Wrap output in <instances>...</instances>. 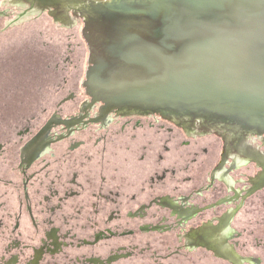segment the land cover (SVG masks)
Returning a JSON list of instances; mask_svg holds the SVG:
<instances>
[{
    "label": "flooded vegetation",
    "instance_id": "flooded-vegetation-1",
    "mask_svg": "<svg viewBox=\"0 0 264 264\" xmlns=\"http://www.w3.org/2000/svg\"><path fill=\"white\" fill-rule=\"evenodd\" d=\"M55 107L0 136V264H264V125Z\"/></svg>",
    "mask_w": 264,
    "mask_h": 264
},
{
    "label": "water",
    "instance_id": "water-1",
    "mask_svg": "<svg viewBox=\"0 0 264 264\" xmlns=\"http://www.w3.org/2000/svg\"><path fill=\"white\" fill-rule=\"evenodd\" d=\"M44 11L55 27L84 22L91 95L108 106L264 125V0H4L0 31Z\"/></svg>",
    "mask_w": 264,
    "mask_h": 264
},
{
    "label": "rangeland",
    "instance_id": "rangeland-1",
    "mask_svg": "<svg viewBox=\"0 0 264 264\" xmlns=\"http://www.w3.org/2000/svg\"><path fill=\"white\" fill-rule=\"evenodd\" d=\"M91 72L84 22L55 27L44 11L1 30L0 136L43 122L70 92H94Z\"/></svg>",
    "mask_w": 264,
    "mask_h": 264
}]
</instances>
